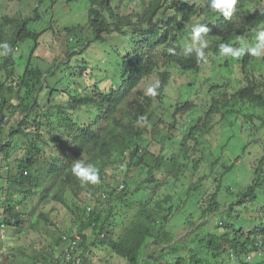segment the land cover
<instances>
[{
  "label": "trees",
  "instance_id": "trees-1",
  "mask_svg": "<svg viewBox=\"0 0 264 264\" xmlns=\"http://www.w3.org/2000/svg\"><path fill=\"white\" fill-rule=\"evenodd\" d=\"M11 1L18 8L5 11ZM28 1L0 0V43L7 42L13 49L10 55L0 56V156L6 163L12 162V168L5 164V180L12 189H6L0 203L4 210L0 213V225H4L0 231L10 229L19 239L46 227L51 244L44 252L54 256L40 252L41 259L32 257L31 262L22 263L25 246L21 245L13 248L15 252L5 257L9 261L4 264H63V235L80 237L74 249L80 264H91L97 258L96 249L123 258L125 264H264V143L262 155L249 165L253 173L249 184L235 192L231 185L223 186L222 179L236 161L223 164L222 173L217 175L212 171L217 159L210 160L207 172L199 174L204 156L192 158L201 151L198 137L214 128L212 119L204 124V131H199L197 125L189 127L177 145L172 142L175 150L167 156L164 151L155 153L147 148L145 127L139 126L149 117L143 107L149 97L137 111L125 109L142 80L161 65L174 63L181 71L199 70L205 61L197 59L195 50L187 56L182 54V40L192 35L193 26L202 23L210 29L202 34L208 44L206 62L228 68L229 74L234 70L232 64H236L245 79L229 98L228 82L224 80L226 98L212 96L206 118L214 113L220 115V120L230 114L252 119V113L242 110L243 104L263 112L264 54L221 57L219 45L238 46V39L251 38L264 22V4L238 0L232 16L226 19L210 8V0H148L131 15L116 12L113 0H88L89 23L65 29L70 49L58 75L55 72L59 64L46 73L31 63L46 29L37 31L29 26L39 21L43 0L33 7ZM131 1L136 5L137 0H127V6ZM28 39L34 41V46L19 70L16 52ZM159 75L157 97L167 85L168 74L162 71ZM64 77L75 82L66 102L58 95L60 91L54 93ZM221 86L210 84L208 89ZM259 118L252 119L253 129H264V118ZM173 126L175 122L168 129ZM59 131L67 134L64 141ZM83 157L84 164L99 170L100 183H83L73 173V164ZM119 166L124 176L116 180V185L110 184L106 168ZM207 176L231 196L219 217L220 224L209 231L205 227L212 222L207 219L217 215L222 204L218 188L199 191ZM185 180L184 189L163 191L171 183ZM120 184L123 188L117 191ZM84 191L88 200L80 204ZM111 200L116 205H111ZM52 203H59L73 215L74 223L67 231L58 225L59 233L50 230L55 225L50 216L54 207H46ZM27 206L31 208L28 212L20 209ZM183 210L187 211L184 226L188 232L176 240L179 231L169 227L170 219ZM26 214L31 216L29 220ZM118 224L122 225L120 231ZM220 228L222 231H218ZM3 246L1 238L0 259ZM251 251H257V255L246 261L244 257Z\"/></svg>",
  "mask_w": 264,
  "mask_h": 264
},
{
  "label": "rangeland",
  "instance_id": "rangeland-1",
  "mask_svg": "<svg viewBox=\"0 0 264 264\" xmlns=\"http://www.w3.org/2000/svg\"><path fill=\"white\" fill-rule=\"evenodd\" d=\"M38 1L39 0H29L28 4L33 7ZM261 2H264V0H261ZM144 3L147 4L148 0H137L136 5H134L133 1H131L128 6L127 0H113L112 5L115 8L116 12L124 15H131V13H133L135 9L143 8V6H145ZM54 4H51L49 0H43L40 4L39 9V21L36 23L33 22L29 25L31 28L37 31L48 28V30L42 32L39 37L38 47L36 48L35 54L32 57L31 63L34 66H40L41 69L46 73L48 72V69L54 67V65L56 64H59L55 72L59 75L61 73L60 71L62 69V63H66V52L68 49H70L67 42L68 32L65 29L67 27H74V25L78 22L82 23L84 21V16L86 14L81 11H85L87 9L88 0H55ZM8 6L9 7H6L5 11L10 10V12H13L18 8L19 5L16 2L11 1L9 2ZM259 30H264V26L259 28ZM255 36L256 34L254 35L253 39H244L248 42H251L252 40L251 44H253L255 43ZM239 40L240 39H238V41ZM101 44L102 43H98V46H101ZM32 45L34 46V41L32 39H28L24 43H22V45L16 52L17 68L19 70H22L27 63L30 56V48ZM188 46L195 48L197 44L193 42L192 37L186 36L183 38V52ZM75 56H79V54H75ZM259 60L261 61V58ZM232 67L234 68V70L231 74H226L225 72H223L217 77V64L211 62L204 65L202 73L206 76H211L213 74V81L217 80L219 82H223L222 80H226L228 82V87L226 89L229 93H233L241 86L240 81H245V79L242 78L244 76L240 74V70L238 69L236 64H232ZM159 70L170 71V85L164 92V98L169 97L166 101H164V98L160 100L156 97H153L152 95H149L147 91L150 86L158 84ZM53 79L50 80V82H52ZM189 80L190 79L188 74H181L177 67L161 66L158 71H155L153 74L143 79L140 85L136 88L135 92L129 97V101L126 104L125 109H129L132 112L138 110L139 104H146L148 101V97H152V100L148 106L150 123L145 126L146 131L144 132V136L149 140L147 144V148L149 150L155 153H162L164 151L165 155H171V153L175 150L174 144L177 145L178 141L182 139L184 132L187 130V127H189L195 122V120L203 115L204 112L203 110H201L200 112L193 115L194 121H191L190 117L187 118L186 112H178L176 114L174 112L177 99V96L174 95H176L181 85L186 84V82ZM208 86L209 78L208 80H205L203 77L197 76L193 84L188 86L187 91H185V93L181 95V104L187 102L189 100L188 98L191 96L197 99H205L206 96L208 97V95L210 94L211 97L213 93H209ZM56 88L58 89V91L54 93H58L60 91L58 95L61 96L63 102H66L69 95L73 94L74 92L75 82H73L72 78L68 80L66 79V77H64L60 82L57 83ZM46 91L47 90H45L44 92L46 93ZM57 97L58 96H56V98ZM242 108H244L247 113L253 114L252 119L261 120L259 117H264V110L262 112L259 109H254L252 107H248L247 105H242ZM173 114L175 115V117L172 116ZM219 116L220 115H216L211 120L212 125L213 122L215 123L214 128L209 133L198 137L197 141L199 142V149L203 152L200 151L197 154L194 153L192 158H198L202 155L204 156V160L200 165L199 174L207 172L206 167L210 164V160L217 159V167L215 166L212 170L214 173H217V175H220L222 173L223 164H232L234 163V161H236L233 170L225 175L226 178L224 177L222 179V185L225 187L227 186V184L231 185V190L238 192L246 185H248L251 180V176L253 175V173L249 165L253 162L254 159L262 155L264 129L262 127L257 128L258 130L253 129V121H244V119L235 121L232 115L221 120L222 123L227 124L225 127H222V124H218L220 122ZM172 122H175V126H173L171 129H168L169 124ZM181 126L183 128L182 130ZM58 135L60 136L59 138H61V140L63 141L67 136L64 131H59ZM172 142L174 144H172ZM0 158V175L2 177L0 179L1 203L4 199L6 189H12V187L9 186V184H7L5 180L7 174L5 164L10 165V167L12 168V162L8 161V163H6L7 161L2 159V155L0 156ZM84 160L85 158L83 157L79 161L83 162ZM106 174L107 181L110 184L113 183L114 185H116L115 183H117V179L122 180L124 176V173L121 172V166L116 168L107 167ZM195 177H197V175ZM187 181L188 180H185L183 183L182 181L171 183V185L166 186L163 191H180V189L185 188V186L187 185ZM223 186L218 187L217 182L214 181V178L210 176H207L204 185L202 183L200 185L199 191L201 193H203L206 188L211 189V191H214L216 190V188H218L217 191L219 192V200L222 204V210L217 213V215H212L207 219L211 221L212 224H207V226L205 227L206 231L214 230V226L216 224H220L219 217L223 213V209H227V206L225 207L224 205L227 204L231 199V196L230 194H228V192L222 191ZM84 200H88L86 198L85 191L80 194V204ZM178 202L179 201H177V203ZM109 203L111 205H116L114 200H111ZM30 206H27L26 208L22 207L20 209L23 212H28L31 209ZM51 207H54V211L50 214V216L55 225L51 226L52 228L50 230H56L57 225L62 231H67L66 228L70 229V227L74 223L73 215L71 214L70 210L61 206L59 203H52L48 205L46 207V210L50 209ZM2 208L3 207L0 208V213H4V210ZM186 212V210L179 211L175 215L173 214L170 219L171 222L169 224V227L174 232L179 231L177 232L176 240L180 239L186 232H188V227L186 225L184 226V217L186 216ZM30 217L31 216L28 214L25 215L26 220H29ZM121 227L122 225L118 224L117 231H120ZM221 229L222 228L218 229V231H220ZM47 230L48 229L46 227L43 229L40 228V230H38L37 232L31 231L27 235H22L19 239L12 235V231L10 229L0 231V239L2 238V241H4V246L2 248L3 257L0 259L2 264L9 261L6 260L5 257L15 252L13 248L21 245L25 246V252L22 253L20 262H31L30 259L32 257H39L41 259L42 257L39 256L40 252L47 251V246L51 244V238L49 236L51 234L47 233ZM56 232L59 233V229L56 230ZM95 253L97 254V258L94 257L95 259L91 264H125V260L123 258L116 255H110L104 249H96ZM44 254H46L47 257L54 256V254H47V252H44ZM100 258L107 260L105 262L102 261V263L100 261ZM96 259L98 260L96 261ZM53 264H55V261L53 262Z\"/></svg>",
  "mask_w": 264,
  "mask_h": 264
},
{
  "label": "clouds",
  "instance_id": "clouds-1",
  "mask_svg": "<svg viewBox=\"0 0 264 264\" xmlns=\"http://www.w3.org/2000/svg\"><path fill=\"white\" fill-rule=\"evenodd\" d=\"M259 1H260L261 5L264 4V2H261V0H259ZM237 3H238V0H210V8L212 10H215V11L219 12L220 14H222L227 19V18H230L232 16L233 12L236 9ZM112 4H113V2H112ZM39 9H40V5H39ZM81 12H84L86 14L84 16V21L83 22L84 23H89V21H88L89 20L88 19V7H87V9L85 11H81ZM79 25H80V22H78L74 26H79ZM262 26H264V22H262L259 26H257V28L254 30V34L251 36V38L243 37V38H240L239 41L237 40L239 42L238 46H233L232 44H225V43L220 44L219 45V54H220V56L221 57L240 58L245 53H248V54H250L252 56L260 57L262 55V53H264V30H259V28H261ZM45 29L48 30V28H45ZM209 31H210V29L205 24H202V23L193 26L192 30H191V34L192 35L189 36V37H192L193 42H195L197 44V46L195 48H193L191 46H188V47L185 48L184 52H183V40H182V54H185L187 56L189 53H191V52H193V50H195V54L197 56V59L201 60V61H205V62H203V64H201V66H200L198 71H194V70H182L181 71L177 67L181 74L184 75V74L187 73L190 80L187 81L186 84L181 85V87L179 88V90L176 93V95H174V96H177L176 104H175V110H174L175 114L178 113V112H186L187 113V118L190 117L191 121H194L193 115L198 113V112H200L201 110H203V112H204L203 115L200 116L197 120H195V122L193 124H191L189 126V127H191V126L197 125L200 128L199 131H204V124L214 117L213 116L214 113H213V114H210L208 118H206V113H207V111H208V109L210 107V104L213 102V100H212L211 103H210L211 97L214 96V98H216L218 95H222L224 98H226V96L224 94V88H223L224 80H222L223 82H219L217 80L213 81L212 80V75L213 74L211 76H206V75H204L202 73L204 65L207 64V62H206L207 57H206L205 49L208 47L207 42L202 38V34L206 35ZM255 34H256L255 43H253V44H251L252 40H251V42H248L247 40L244 39V38L253 39ZM12 52H13V49L11 48L9 43H7V42L0 43V56H8ZM169 52L174 54L175 50L170 48ZM209 63H211V61ZM161 66H163V67L175 66V64L174 63H169L167 65H161ZM155 71H158V68L156 70H154V72ZM161 72L162 71L159 70L158 74L161 73ZM163 72H166L168 74L167 82H166L167 85H166L163 93L160 95V97L156 96L157 95V89L159 88V82H158V84L150 86L148 88V90H147L149 95H152L153 97H156L157 99H160V100H162L164 98V96H165L164 92H165L166 88L170 85V83H169V73H170V71L169 70H163ZM223 72H225L226 74H229L228 68H221L220 66H217V70H216L217 77L219 75H221ZM193 75H195V76H193ZM197 76H201L205 80H208V78H209V86H210V84L212 85V84H217V83L221 84L222 86L221 87H217L215 89H212V91H210L208 89L209 93H213L211 95V97H210V94L208 95V97L206 96L205 99H197V98H194V97L191 96V97L188 98L189 100L187 102H185L184 104H181L182 103L181 95L183 93H185V91H187L188 86L193 84V82H194L195 78H197ZM217 79H219V78H217ZM159 81H160V75H159ZM233 93H229L228 98ZM167 98H169V97H165L164 101H166ZM149 99H150L149 103L143 106L145 108V110H146V114H148L149 117H147V120L144 123H140L139 124V126H141V127H145L147 124L150 123V114H149V111H148V106H149V104H150V102L152 100V97H149ZM243 105H247V104H243ZM241 108H242V106H241ZM242 110L246 111V110H244V108H242ZM228 116H231V114L228 115ZM232 116L234 117L235 121L242 120V118L236 116L235 114H232ZM174 117H175V115H174ZM246 120H251L252 121V119H248V118L244 119V121H246ZM219 121H221L220 118H219ZM218 124H222V126H223L226 123L220 122ZM189 127H187V129ZM182 129L183 128L181 126V130ZM186 131L184 132L183 136L186 135ZM145 141L148 144V142H149L148 138L145 139ZM72 171L78 177V179L81 182H83V183H91V184L100 183L99 170L95 166L86 165L83 162L78 160L76 163L73 164ZM122 188H123V185L120 184L118 189H116V190L120 191ZM257 246L259 248L261 246V244L258 243ZM249 254H254L253 255V258H254L257 255V251H251ZM248 255H246L244 257L245 260H246V257Z\"/></svg>",
  "mask_w": 264,
  "mask_h": 264
},
{
  "label": "built area",
  "instance_id": "built-area-1",
  "mask_svg": "<svg viewBox=\"0 0 264 264\" xmlns=\"http://www.w3.org/2000/svg\"><path fill=\"white\" fill-rule=\"evenodd\" d=\"M3 227L4 225H0ZM79 236L75 235L73 237H69L67 235H63L62 237V243H65V256H64V262L63 264H80V256L77 253H74L75 247L78 245L79 242ZM254 254H249L246 257V261H251ZM243 264H247L246 262Z\"/></svg>",
  "mask_w": 264,
  "mask_h": 264
}]
</instances>
